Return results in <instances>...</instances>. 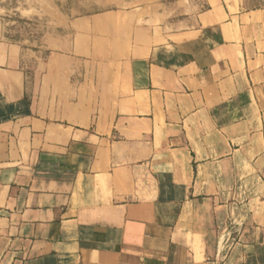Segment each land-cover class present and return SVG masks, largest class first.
<instances>
[{"label":"crops","instance_id":"obj_1","mask_svg":"<svg viewBox=\"0 0 264 264\" xmlns=\"http://www.w3.org/2000/svg\"><path fill=\"white\" fill-rule=\"evenodd\" d=\"M17 1L46 26L0 6V264H264V8Z\"/></svg>","mask_w":264,"mask_h":264},{"label":"rangeland","instance_id":"obj_2","mask_svg":"<svg viewBox=\"0 0 264 264\" xmlns=\"http://www.w3.org/2000/svg\"><path fill=\"white\" fill-rule=\"evenodd\" d=\"M117 0H100L105 7ZM264 3V0H254ZM54 4L62 12H75L76 14H86L90 11L100 10L104 6L96 5L92 0H54ZM0 6L5 7L10 12L1 18L3 36L7 40H12L24 44V47L38 50L40 40L45 30L46 20L43 17H34L31 19L21 17L15 10L21 3L17 0H0Z\"/></svg>","mask_w":264,"mask_h":264},{"label":"trees","instance_id":"obj_3","mask_svg":"<svg viewBox=\"0 0 264 264\" xmlns=\"http://www.w3.org/2000/svg\"><path fill=\"white\" fill-rule=\"evenodd\" d=\"M244 6L248 10H255L259 8H264V3H260L254 0H245L244 1Z\"/></svg>","mask_w":264,"mask_h":264}]
</instances>
